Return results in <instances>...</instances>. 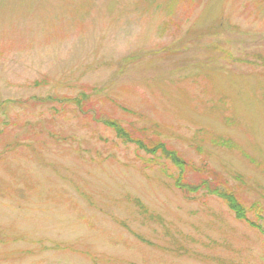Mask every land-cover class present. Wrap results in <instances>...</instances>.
I'll list each match as a JSON object with an SVG mask.
<instances>
[{
    "label": "rangeland",
    "instance_id": "rangeland-1",
    "mask_svg": "<svg viewBox=\"0 0 264 264\" xmlns=\"http://www.w3.org/2000/svg\"><path fill=\"white\" fill-rule=\"evenodd\" d=\"M0 264H264V0H0Z\"/></svg>",
    "mask_w": 264,
    "mask_h": 264
},
{
    "label": "trees",
    "instance_id": "trees-1",
    "mask_svg": "<svg viewBox=\"0 0 264 264\" xmlns=\"http://www.w3.org/2000/svg\"><path fill=\"white\" fill-rule=\"evenodd\" d=\"M113 127H115V130L118 131H122L121 129H118L117 126L114 124ZM150 152H148L151 155L156 154L157 152H159L161 155H163L165 158L169 159L171 161V163H173L174 165H176L180 170H185L186 169V164L177 156V154L174 151H170L167 150L164 145L162 144H157L156 146L151 147L150 149H148ZM183 170V171H184ZM180 171V172H183ZM201 173H204L203 171H200ZM203 188L205 187L204 183H201ZM185 184L181 181L180 178H177L175 180V188H177L178 190H187V191H194L195 193L199 190V187L197 186H193L195 189L194 190H190L188 188H185ZM207 189V188H205ZM211 194H216L217 196H219L220 198H222L223 200H225V202L227 203L229 209L234 213L235 217L237 220H243L246 221L245 219V215L246 212L245 210L242 208V206L237 202L236 198L231 195V194H227V193H219L217 190H211L210 191ZM256 209L259 210L258 208V204L255 205ZM255 209V208H254ZM249 226L252 228H256L259 229L258 226L254 225L253 223L249 222Z\"/></svg>",
    "mask_w": 264,
    "mask_h": 264
}]
</instances>
